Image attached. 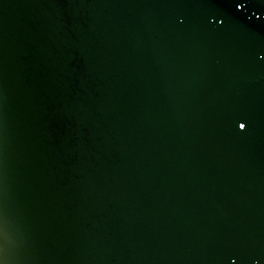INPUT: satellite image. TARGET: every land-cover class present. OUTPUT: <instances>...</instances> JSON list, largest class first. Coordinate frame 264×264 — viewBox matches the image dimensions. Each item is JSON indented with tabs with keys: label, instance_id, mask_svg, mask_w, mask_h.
<instances>
[{
	"label": "water",
	"instance_id": "obj_1",
	"mask_svg": "<svg viewBox=\"0 0 264 264\" xmlns=\"http://www.w3.org/2000/svg\"><path fill=\"white\" fill-rule=\"evenodd\" d=\"M0 264H264V0H0Z\"/></svg>",
	"mask_w": 264,
	"mask_h": 264
},
{
	"label": "snow or ice",
	"instance_id": "obj_2",
	"mask_svg": "<svg viewBox=\"0 0 264 264\" xmlns=\"http://www.w3.org/2000/svg\"><path fill=\"white\" fill-rule=\"evenodd\" d=\"M240 127H241V128H244V127H245V125H244V124H240Z\"/></svg>",
	"mask_w": 264,
	"mask_h": 264
}]
</instances>
